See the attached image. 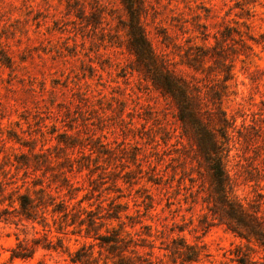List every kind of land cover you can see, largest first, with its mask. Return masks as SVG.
Returning <instances> with one entry per match:
<instances>
[{"label": "rangeland", "instance_id": "rangeland-1", "mask_svg": "<svg viewBox=\"0 0 264 264\" xmlns=\"http://www.w3.org/2000/svg\"><path fill=\"white\" fill-rule=\"evenodd\" d=\"M141 4L155 54L200 91L209 128L217 129L215 105L227 117L232 196L264 216V0ZM126 19L120 0H0V160L27 153L41 168H20L12 186L38 179L62 196L64 171L71 203L81 199L101 213L121 203L124 221L125 213L139 215L130 231L145 237L142 225L151 226L155 247L144 256L155 264H179L159 248L177 236L202 250L198 261L184 264H238L242 252L264 264L258 246L211 213L210 176L191 128L182 135L173 99L137 70ZM225 33L224 46L216 47ZM27 231L0 223V264L65 263V254L40 248L28 259L11 258L16 237H30Z\"/></svg>", "mask_w": 264, "mask_h": 264}, {"label": "trees", "instance_id": "trees-1", "mask_svg": "<svg viewBox=\"0 0 264 264\" xmlns=\"http://www.w3.org/2000/svg\"><path fill=\"white\" fill-rule=\"evenodd\" d=\"M120 2L127 16L125 30L128 50L135 56L137 70H140L144 78L162 94L173 99L177 107V118L184 127L182 135L186 132L185 125L191 128L194 141L210 176L214 206L209 208L211 213L248 245L252 243L258 246L264 258V216L260 214V207H246L232 196V186L224 164L225 151L229 142L227 130L230 125L227 117L215 105L218 112L215 116L217 129L209 128L200 113L199 103L202 99L200 91L189 81L174 76L166 63L158 59L155 54L140 21L141 0H120ZM228 37V33L221 34L222 39H215V46L219 45V48H222L224 44L220 43L225 42V38ZM249 38L258 42L253 37L249 36ZM2 60L7 66L11 63L8 57ZM225 73V80L230 79L231 68H228ZM64 136H60L58 141L64 142L61 139H65ZM33 156L39 158L41 155ZM28 157L27 153H20L14 158L15 163L7 161L4 155L0 160L2 176L0 179V223L21 226L25 236L28 234V228L32 230L28 238L16 237L15 244L10 248L11 258L28 259L40 248L48 252L65 254L64 264H100V261L101 264H155L150 258L144 256V254L151 256L152 249L155 247L153 239H150L153 237L150 231L151 226L142 225L146 230L145 237L137 231H130L128 227L135 226L139 215L125 213L124 218L127 221H124L121 212L126 210V206L121 203H114L105 213H101L100 209L83 206L81 199L71 203L70 200L75 197L71 193L73 189L64 171L59 173L68 188L67 193L62 196L51 193L50 182H46L44 186L43 181L38 179L32 180V185L24 180L20 185L12 186L17 182L15 176L20 168L23 167L25 173L31 167L32 170L41 169L37 162L30 165ZM5 166H14V171L9 169L11 167L7 169ZM7 186H10L9 190ZM21 188L24 190L22 191ZM97 207L101 206L97 205ZM216 209L219 210L218 213ZM113 222L116 224L113 225ZM71 240L74 247L69 244ZM161 245L159 248L166 251V255L173 263H192L198 261L202 255L200 247L187 243L180 236L173 237ZM237 262L238 264L256 263L249 252L238 254Z\"/></svg>", "mask_w": 264, "mask_h": 264}]
</instances>
